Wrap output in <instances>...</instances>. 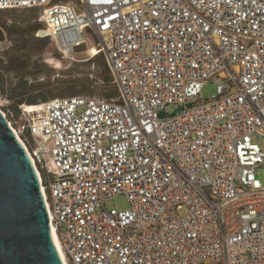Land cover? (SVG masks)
Segmentation results:
<instances>
[{
  "label": "built area",
  "instance_id": "2783aa9c",
  "mask_svg": "<svg viewBox=\"0 0 264 264\" xmlns=\"http://www.w3.org/2000/svg\"><path fill=\"white\" fill-rule=\"evenodd\" d=\"M33 8L66 54L94 29L119 89L54 97L20 122L3 110L64 260L264 264V0H0ZM120 195L129 208L106 206Z\"/></svg>",
  "mask_w": 264,
  "mask_h": 264
},
{
  "label": "rangeland",
  "instance_id": "374dc122",
  "mask_svg": "<svg viewBox=\"0 0 264 264\" xmlns=\"http://www.w3.org/2000/svg\"><path fill=\"white\" fill-rule=\"evenodd\" d=\"M40 9H8L0 10V86L11 88L26 79L29 84L34 83L32 93L39 95V102H45L54 97L70 96L78 89L86 90L83 95L97 98H106L103 91L107 85L103 80L102 73L108 71L104 54L93 56L90 53L92 46L97 47L99 37L94 29L83 34L85 42L69 50L67 54L61 49L56 41L47 36L41 41V46L28 45L33 39L31 29L39 22L42 30L46 26L39 21ZM36 35L44 37L41 31ZM24 45V50H19ZM61 46V48H60ZM37 47V46H36ZM23 61L27 62V68L18 70ZM45 83V84H41ZM41 84V85H39ZM115 86V83H112ZM217 85L207 81L202 89V98H216ZM0 93L2 109L6 112L11 109L14 117L21 121L22 108L19 105L14 108L13 102ZM37 104V103H36ZM27 113V112H26ZM18 132V131H17ZM21 137V136H20ZM22 138V137H21ZM23 139V138H22ZM264 149V136H255ZM24 141V139H23ZM25 142V141H24ZM258 178L264 184V166L259 170ZM108 208L127 209L130 203L126 196L120 195L106 202Z\"/></svg>",
  "mask_w": 264,
  "mask_h": 264
},
{
  "label": "water",
  "instance_id": "95a60500",
  "mask_svg": "<svg viewBox=\"0 0 264 264\" xmlns=\"http://www.w3.org/2000/svg\"><path fill=\"white\" fill-rule=\"evenodd\" d=\"M0 264H64L38 169L1 106Z\"/></svg>",
  "mask_w": 264,
  "mask_h": 264
},
{
  "label": "trees",
  "instance_id": "16d2710c",
  "mask_svg": "<svg viewBox=\"0 0 264 264\" xmlns=\"http://www.w3.org/2000/svg\"><path fill=\"white\" fill-rule=\"evenodd\" d=\"M35 9V8H33ZM0 10H8V9H0ZM42 25L41 23H37L32 29V33H33V39L28 43V45H32L35 46L34 49H38L41 46V41L44 40L45 38H47V36L44 37H40L39 35H36L37 32L41 31V33L45 30H42ZM0 40L1 37H0ZM24 45H20L19 50H24L25 48L23 47ZM37 46V47H36ZM93 47V46H92ZM27 62L23 61L22 64L19 65L18 70L23 71L25 68H27ZM106 67L108 69V71H105L102 73V77L103 80L105 81V84L107 85V89H105L103 91V94L105 95L106 99H113V98H117L119 96V89L116 85V83L114 82V78L112 76V73L110 71V68L108 67V65L106 64ZM115 83V86L112 85V83ZM42 85L45 83H41ZM39 84V85H41ZM37 86L34 85V83L29 84V81H27L26 79L21 80L19 83H16L15 86L11 87V88H6L5 86L1 85L0 86V93L4 94L9 100H11L13 102V107L17 108L19 105L22 104H38L40 96L39 95H35L34 93H32V89ZM87 92L86 90L84 91L83 89H78L75 90L71 93L70 96H84L83 94ZM44 101H48L49 99L47 98V96L43 97Z\"/></svg>",
  "mask_w": 264,
  "mask_h": 264
},
{
  "label": "bare ground",
  "instance_id": "6f19581e",
  "mask_svg": "<svg viewBox=\"0 0 264 264\" xmlns=\"http://www.w3.org/2000/svg\"><path fill=\"white\" fill-rule=\"evenodd\" d=\"M39 21L42 22L46 26L45 31H43L42 33L45 36H50L51 32H52L50 27L45 23V21L42 18L41 19L39 18ZM90 53L93 56H97L100 53V51H99L98 47L93 46V47L90 48ZM0 105H1V102H0ZM21 108L25 112H27L30 117H33V118L34 117H40L41 115L44 114V109H43L42 103H38V104H26L25 103V104L21 105ZM15 131H16V133H18L16 129H15ZM20 139L23 141V139L21 137H20ZM23 143L25 144L24 141H23ZM38 171L40 172V175L42 176L41 171L39 170V168H38ZM53 234H54V237H55L56 244H57V246L59 248V251H60V253H61V255H62L63 259H64V254H63V251L61 249V241H60L59 237L57 236V233L55 232L54 229H53ZM64 264H68V263L64 260Z\"/></svg>",
  "mask_w": 264,
  "mask_h": 264
}]
</instances>
